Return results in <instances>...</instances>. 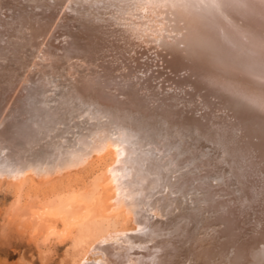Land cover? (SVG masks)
Listing matches in <instances>:
<instances>
[{
  "label": "bare ground",
  "instance_id": "1",
  "mask_svg": "<svg viewBox=\"0 0 264 264\" xmlns=\"http://www.w3.org/2000/svg\"><path fill=\"white\" fill-rule=\"evenodd\" d=\"M75 1L68 0V4L66 5V7L63 5L64 1L62 0H57L56 2L54 1L52 5L48 6L46 5L47 3H45V7L41 6L43 8V11H41V13H43L41 14L37 12L38 14H40L38 18L34 17L36 13L34 12V10V13L31 10L30 12L34 15L32 17L36 19L33 20L31 17L34 22H32L31 24L29 23L30 25H28L27 23V25L25 26L23 23L25 22L26 24L27 20L30 19H28L29 16L26 17L25 15L27 19L23 17L22 19L20 18V20H18V16V18L15 16V19H17V21H14V24L10 26L7 25L8 27H10V29L12 28L13 31L11 32V35L13 37H8L7 40L3 41V45L0 44V56L7 58L4 59L0 57V63L4 64L6 63V60L8 61V59H13V57L17 58L18 60V53L21 52L23 54L26 42L29 40V37L36 39L39 36L41 37V39L37 40L38 42L36 43V46L38 50H36V57L34 55L35 59H32V66L37 65L36 60H41L42 62H44L43 64L41 63V65H43L41 67L42 70L40 69L41 71L37 69V66H33L35 68L37 67L36 70L40 71V73H37V71H34L36 73H30L31 71H28L29 73L22 83L20 82L18 84L19 81L16 82L14 79L15 82L12 80L14 82L12 85L11 83L10 85L2 84L0 87V140L4 144V147H8V149L10 148V152L11 150H13L12 152L16 151L14 153L16 157L9 158L7 160L13 162V159H15V163L19 162V164H21L22 166H29H25L26 169L20 172L24 173L25 176L12 178L13 184L15 186V200L13 208L16 211L21 210L24 212L25 218H27L30 224L32 225V233L35 235H40L41 244L45 245L52 241H57L60 243L69 241V252L71 255L72 262L74 264H116V261H120L121 263V255L123 252L127 251V249H116V247H118V241L120 239L122 241H127V239L129 238L134 242L137 240L135 233H140V235H142L149 232H161V230H165L166 232V230L173 228V230L175 231L174 233L172 232L173 234L170 235H173V237H182L180 235V230L184 231V229H180L181 225L176 224L179 222L171 223L168 220L174 219H168V224H162V227L159 228L157 227V225L151 223L154 220V215L149 213V211L153 207L156 208L157 204L164 203L165 195L161 194V191L171 181L169 180L170 171L172 170V166H170L171 164H169L171 163L169 161L171 156L165 155L166 159L163 161V157L147 159L151 156V154L149 153L141 156V160H139L136 156L137 154L135 155V153H137L138 151L136 149L132 150V146L130 145V143L121 140L116 142H105V144L103 143V145L100 146H91L90 148L86 149L87 151L84 152L83 155L75 158L74 161L62 158V151L60 152V150L49 155V149L47 153L49 155V159H47L46 162L48 165H50V168L47 167L48 165L44 167L45 169H42L43 166L40 168L34 165L40 160H37L36 157L38 150L33 149L38 146L37 148L42 147L45 149L46 152V149L48 148L45 145L46 143L48 144V142L51 141H49L48 139V142H43L46 136L49 135L50 137L51 133L50 129H48L49 126H46L47 123H45V120L44 118H42V115L50 117V122L51 120H56L55 117L57 115L56 113L52 114L51 112H49V109L45 111L46 106L44 107V110L40 109L41 105H45L46 98V96L43 95L44 86L42 84H45V82L47 81L46 76L49 71L57 72L58 68L62 70L61 66L63 64L66 65V63L68 62H70L68 64L72 68L73 66H76L79 61H84L83 63L88 62L89 66H85V64L84 66L89 69V73L87 72V69H85L87 70V73L85 72L83 74L67 73L69 75L66 79H68V84L70 86L69 87L67 84V87L70 89L68 90L67 88L68 91H65L66 93H68V95L67 98H64L65 101L62 102L63 107H65L66 109L71 108V102H73L74 100L76 102V99H78L80 102L88 103L87 106H89V104H100L99 106H101V109L104 110L114 122L120 123L124 127H130L132 129L134 128L137 131H140L141 127L143 126L142 124L146 122L142 121L143 119H145V116H142L143 114L141 115L140 113V115H137V117L133 116L132 114H130L131 111H129L130 113H126L127 111H125V108L122 106L128 107V105L131 104L130 99L132 98V96L131 98H129L126 93H132V91H134L133 89L135 88H143L142 90L145 89L146 92L149 94L146 95L147 93H144L141 97L143 103L148 107L149 115H146L148 116L146 120L151 119L152 112L153 114L154 112H157L160 113L161 116H163L170 122L175 121L182 123L185 126L196 127L199 132L201 131L204 134H208L213 131L216 132L217 129L213 128V126L211 127V125L207 126L205 120L206 117L201 116V114V117L198 116L199 118H196L192 116H187L186 114H182L184 112L183 110H181L183 112H181L180 109L179 111H174V108V110H172V101L175 102L176 100H180L182 98L185 99L184 94L190 99L192 98V96L200 94L205 99L208 97H210V99L214 97L218 99L217 102L222 103L226 106L230 105L237 113L241 112V115L244 117V119L247 120L246 122L249 123V133L251 138L255 139V141H247L249 143H247L246 145L244 144L238 149L239 151L237 152H239L240 155L237 156L241 159L240 164H237L234 161L230 165L231 169L234 170V176L236 177L239 184L240 193L238 197H236L238 199L235 200L234 203L230 202L231 205H225L224 202H220L217 201V199H213L216 197L217 191L215 190L208 191V197L210 199H213L210 202V208L217 209L219 212L216 221L222 224L221 234L222 236H224L225 240L221 243L219 248L221 256L225 257L226 255H228V253L234 252L231 259L232 264H264V222H261L262 220H264V0H193L194 3L192 2V4H194L196 8H193V6L191 7L190 2L192 0L189 2L187 1L189 5H187V2L185 3V0H163L161 3H159V5L161 6L163 5V3L166 2V6L168 5L170 8L167 7L166 11L162 10V12L167 13V10L169 8V13H172V15H174V18L176 19L174 21H181L184 24L183 27L179 26V24H177L176 26H178L179 28H184V30H186L188 26L193 27L192 25H195V28H192L193 30H190L189 28V32L186 30V32H188V36L184 34L185 31L183 33V35H185L183 38V42L188 48V52L185 50L183 55V51L181 48H179V50L182 53H177V48L175 45L178 43H172V45L170 44V42L165 43L162 40L163 38H160L162 40V42H160L162 48L164 47L166 51L167 49L168 51L172 50V54H170L168 51V53L165 52L171 55L169 56L170 58L166 54H163L161 56L166 55L169 59L164 57L163 58L165 59L166 63L170 64L171 66H174V69L176 67L181 69H187V71H191L192 73L189 72L186 74L187 76L178 79L175 77L179 74L171 76L170 73L165 76L163 75V73H158V75H153L152 73H149L145 76L141 75L137 79L135 78L136 80H132L131 78H129V80H127L128 78L124 80L126 77L123 79L119 78L120 76L118 78H108V76L106 77L103 75L104 69L102 73H100V70L98 68L100 62L98 61L104 58L106 56V54L104 55L105 51H108L104 50L107 43L104 44L105 42L103 41V38L105 36L104 33H106L105 30L109 29V27L107 29H104L105 25L107 27V21H105L106 23L102 21L103 24L101 25H104L103 29H100V23L96 24V22H94L97 18L100 17H97L94 21L92 19L91 22L93 23L90 22L91 24L89 25V21L91 20V18L95 17V15L90 18L87 17L84 23L79 22L77 24H74L76 22H73V24H69V20L67 19L69 17L68 14L74 13L72 12L74 10H76V13L78 9L77 7L76 9H73L74 5L78 6L77 0ZM108 1L107 3H111ZM74 2L75 4H73ZM155 2L156 1H154L153 3ZM82 3L83 2H81L80 4ZM101 3L103 4L104 1ZM72 4L73 6L71 7ZM80 4L79 6H81ZM83 4L85 5V3ZM2 6L3 8H7L8 5H5V3L2 2ZM98 6L100 5H97L96 7ZM163 6L165 7V5ZM62 7H65L64 11H68H65V15H67V18L64 14H60V17H58L57 19V16L62 10ZM108 7H110V5H108ZM158 8L161 9V7ZM192 9H195V13L192 11ZM22 10L24 11V9ZM16 11L18 12V9ZM69 11L72 13H69ZM100 11L103 12L105 10L102 9ZM30 12L29 14H27L30 15ZM89 13L90 12L84 14H87V16L92 15V13ZM100 13L98 14L102 15ZM103 13L105 14V12ZM11 17L14 18V15H12ZM102 17L104 16L102 15ZM102 17L100 19H102ZM55 19L56 21L58 20V22L60 21L59 23H65L67 20L66 23L69 25L67 26V24L64 25L63 23H54ZM75 19L73 21H75ZM103 19H105V17ZM3 21L4 20L1 21V25H5ZM215 21L219 23L220 27L223 26L226 29L225 31L229 33V37L227 40L224 39L225 35L222 36L220 30L215 28L216 24L214 25L213 23ZM65 26L71 28V31L66 29ZM200 26L205 29L204 32L209 33L210 36L208 34V37L206 36V34L201 35L202 31L199 35L197 30L200 29ZM25 29H27L26 33L23 32V30L25 31ZM113 29V32H111V29H109V31L107 30L109 35L111 33L113 37V39L111 38L112 40H108L109 44L110 42H115L117 40V31L116 29ZM206 30H208V32H206ZM123 31L125 30L123 29ZM113 34L115 35L113 36ZM147 35V33L144 34V37H146ZM123 36L121 35V37ZM76 37H78L79 40L81 39V41H84L76 42V40H74V38ZM69 39H71L70 42ZM176 42H179L178 39ZM28 47H26L25 49H27ZM223 49L233 53V59L235 58L236 60L232 62V64H230V70L228 71V73H223L220 75L218 73H208V71H206L207 73H198L197 69L199 68L195 69V67L200 65L202 59L207 57H213V59H216L219 56L218 53L225 51ZM235 54H237V56H235ZM73 59L77 62L71 61ZM114 59H116V57ZM147 59L149 60V58ZM79 65L81 67L83 66V64L81 65V63H79ZM79 65L77 64V66ZM0 68H2L1 65ZM106 68H109V66H106ZM177 71H179V69H177ZM21 72L22 71H20V73ZM3 74L0 75V77L3 76ZM122 76L124 77V74ZM158 78H161V80L158 81L159 87H156V82L154 83V81ZM188 80H191V82H189ZM55 82L57 83V81ZM51 83L52 82L50 81L48 85H50ZM164 83H166V85H164ZM135 84H137V86ZM181 85H185V88L187 87V89H182ZM170 86H173L171 87L172 92L173 90L175 91L176 89H179L180 91L182 90L183 92L181 91V93L184 94H181L182 96L180 95L181 97L179 98L178 96H176L177 98L175 97V99V95L172 97L169 91ZM189 87L191 88L189 89ZM53 88V90H55V87ZM173 93H176V95H178V92ZM172 98H174L175 101L172 100ZM133 100L134 99H132V101ZM85 106L86 105H84V107ZM130 106H132V104ZM135 107L137 109L136 104ZM4 108L6 109L3 110ZM127 109L128 108H126V110ZM57 111L58 110H56L55 112ZM56 121L58 122L60 120L57 119ZM148 124H150V122ZM76 128H72V131L74 129L76 130ZM54 130L55 129H53V135ZM210 135L211 138H217L215 134ZM56 138L57 137H55V140ZM52 139H54V137H52ZM208 139H210V137ZM55 140L52 141L56 142ZM52 141L51 143H53ZM90 143L93 144L94 141L92 140ZM83 147L85 148V146ZM51 148L54 149V147ZM163 150L164 149H162V151ZM173 155H175V153ZM92 157L102 158L100 161L98 160V163H96V165H94V167L89 173L88 178H86L83 183L74 185H61L58 188L52 190L51 192H47L48 194L43 195L42 197H30L31 199H28L27 202L24 200V197L22 195V189L28 176L39 178L43 175L52 174L53 176V174H62L63 171H66L71 167H78L82 165L85 166V164H87V161L90 160ZM165 161H167V164L164 163ZM33 165L35 167H33ZM128 171L130 172L129 174H131V176L128 177L130 178V181H127V176L129 175ZM67 173L69 172L67 171ZM198 187H201L203 189H210V185L206 182L198 184ZM163 209L165 210V208ZM154 212H156V210H154ZM183 220L181 221L183 222ZM174 221H176V219ZM129 225H131L132 227H129ZM246 230L247 232H249L248 235L242 236L241 234ZM128 232L131 233V236L129 235L130 237H128L126 234ZM160 237L162 238L163 234H161ZM113 241H117V243H113ZM172 241L165 244L159 242L155 245L153 244L152 249L144 250L142 252L141 259L139 260V264H164L165 262H168L170 256H172L175 250L178 249L177 242ZM131 250L130 252L132 254ZM98 252L101 255L106 253L107 256L108 254H111L114 255V257L112 258L111 256H109L111 257V261L105 259L107 262L100 263L98 259L93 258L94 255ZM102 256L104 257L105 255ZM126 262L128 263L129 261L126 260Z\"/></svg>",
  "mask_w": 264,
  "mask_h": 264
},
{
  "label": "rangeland",
  "instance_id": "2",
  "mask_svg": "<svg viewBox=\"0 0 264 264\" xmlns=\"http://www.w3.org/2000/svg\"><path fill=\"white\" fill-rule=\"evenodd\" d=\"M54 1L56 2L57 0H0V17H1L0 18V34H1L0 35V44L3 45L4 44L3 41L7 40L8 37L9 38L13 37L11 35V32L13 30H12V28L10 29V27H8V26L14 24V21H17V19H15L17 16L19 17L18 20H20V18L22 19L23 17H25V15H26V17L29 16L28 19L30 18L29 19L30 21L27 20L26 24H25V22H23V23L25 26L27 25V23H28V25H30L32 22H34L33 20H35L36 18L39 17L40 14H38L37 12L41 13V11H43V8L41 6L45 7V5H44L45 3H47L46 4L47 6L52 5ZM62 1H64L63 5L66 7V5L68 4L67 3L68 0H62ZM73 1H75V0H73ZM103 1H104V3L102 4L101 2H103ZM107 1L108 0H100V1L99 0H97V1L96 0H82V1L77 0L78 4L77 3L76 4L78 6H76V5L73 6V4H75L76 1L71 5V7L72 6L74 7L73 9H76V7L78 8L77 12H76L77 14L75 13L76 10L72 11L73 10L72 9L70 11H72L74 13L69 11V13H72V14H68L69 17L67 18V15H65V13L68 11L65 10L66 11L65 12L64 11L65 7L64 8L62 7V10L64 12L61 10L60 11L61 13L59 12V14L57 16V19H58V17H60V14H64L65 17L69 20V24L70 23L73 24V22H76L74 24H77L79 22L84 23L86 21L87 17L90 18V17H93V15H95V17L91 18V20L89 21V25H90L91 23H93V22H91L92 19L94 21L97 17L101 18L103 15L105 17V19H103L104 17H102V19L97 18L94 22H96V24L100 23V25H101V24H103L102 21H104V22L107 21V23L105 22L107 24V27L105 25L104 29H107L109 27V29H111V32H113L112 31L113 28L116 29V31H117L116 39L118 41L116 40L115 42H117V43H115L114 41L110 42V44L108 43V40L110 41L113 39L112 34L110 33V35H111V37H110V35L108 33L109 29H107L108 31L105 30V32H106V33H104L105 36L103 35L104 36L103 41L105 42V43L104 42L103 43L108 44V45L106 44V47L104 48V50H108V51L107 52L105 51V53H104V55L106 54V56H105L106 58L104 57L98 61V62H100V65L98 67L100 70V73H102V71L104 69V71H105V74L103 71L104 76H106V77L108 76V78H111V77H113V78L117 77L118 78L120 76L119 78H123V79L126 77L124 80H126L127 78H128L127 80H129V78H131L132 80H136L137 78H139V76H141V75L145 76V75H148L149 73H152L153 75H158V73H163V75H165V76L170 74V73H171V76H173L175 74L176 75L179 74L178 76L175 77L178 79V78H183L184 76H187L186 74L189 72L192 73L191 71H187V69H181V68H177V67L174 69V66H171L170 64L166 63L164 58H168L169 56H171L170 54H172V52H171L172 50L168 51V49H167V51L170 53V54H167L168 52L166 51V49L164 47L162 48L160 42H162V40H163L165 43H168V42H170V44L178 43L175 45L177 48V53H182L179 50V48H181L183 51V53H182V55H183L185 50L188 52V48L185 45V43L183 42V38L185 36V35H183V33L185 31L184 34H186L188 36L189 28H190V30H193L195 28L194 27L195 25H192L193 27H190L187 25L188 28L187 27H185V28H187L186 30L188 32H186V30H184V28H181V27L179 28L178 26H176L177 24H179V26L183 27L184 24L181 21H179V22L174 21L176 19L174 18V15H172V13H169L168 10L170 7L168 5L166 6V4H167L166 2L163 3V5H165V7L163 5H161V6L159 5V3H161L163 0H109L108 2H111V3H107ZM154 1H156V2L153 3ZM164 1H166V0H164ZM187 1L189 2L191 0H185V3ZM2 2H4L5 5H8L7 8L5 7L6 9L3 8ZM81 2L85 3V5L83 3L80 4ZM188 2H187V5H189ZM192 2L194 3V1L192 0L190 2L191 7L193 6V8H196L194 6V4H192ZM106 3L108 5H110V7H108V5ZM156 3H158V4H156ZM79 4L82 7L79 6ZM83 5H84V7H83ZM97 5H100V6L96 7ZM80 7L84 8V9H81ZM158 7H161V9ZM163 7H164V9H163ZM167 7H169L167 10V13L162 12V10L166 11ZM40 8H42V9H40ZM17 9H18V12L16 11ZM20 9L21 10L24 9V11L23 10L21 11ZM102 9L105 10V11H103V12H105V14L102 11H100ZM12 10L14 13L12 12ZM31 10H32V12L34 10V12L36 13L35 16L33 15L34 12L33 13L30 12ZM194 10L195 9H192L193 12H194ZM86 11L92 13V15L87 16V14H84V13H87ZM19 12H20V16H19ZM29 12H30V15H28ZM97 12L98 13L101 12L100 14H102V15H99ZM168 13H169V16H168ZM5 14H6V17H5ZM78 14H80V15H78ZM10 15L11 16L14 15V18L11 17ZM165 15H167V16H165ZM32 16H34L36 18H34ZM170 16H172V17H170ZM31 17L33 20L31 19ZM74 19H75V21H73ZM2 20H4L3 22L5 23V25H1ZM44 20H46V19H44ZM55 21H56V19H55ZM55 21H54V23L60 22V21L58 22V20L56 22ZM64 22H65V20H64ZM66 22H67V20H66ZM66 22L65 23L61 22L59 24L63 23L65 25V24H67ZM213 23H214V25L216 24L215 28L220 30V32L222 33V36L225 35L224 39L227 40L229 37V33L227 31H225L226 29L223 26L220 27L219 23H217L216 21ZM69 24H67V26ZM67 26H65L66 29L71 31V28H69ZM103 26L101 25L100 29H103ZM171 26H173V27H171ZM174 26L178 30H176L174 28ZM201 26H200V29L197 30L199 35H200L201 31L203 33V34L201 33V35H205V34H206V36H207V34L209 35V33L204 32L205 29H203L202 28L203 26L202 27ZM115 29H113V30H115ZM123 29L125 31H123ZM26 30L27 29H25V31L23 30V32L26 33L27 32ZM206 32H208V30H206ZM139 33H141V34H139ZM146 33L148 34L146 36L147 38L144 37V34H146ZM115 34H113V36ZM137 34H139V35H137ZM226 34H228V35H226ZM121 35L122 36L124 35L125 37L124 36L121 37ZM107 36H109L110 39ZM160 38L161 39L163 38V39L161 40ZM176 38L178 39L179 42H176L177 41ZM40 39H41V37H39V36L36 39L29 37V40H28L29 42L28 41L26 42L25 48L28 46L30 48L29 47L27 49L24 48L23 54L21 52L18 53V56H19L18 60H17V58L13 57V59H10L11 61L13 60L11 62L8 59V61L6 60L7 64L4 63L5 66H4V64L0 63V65L2 66V68H0V75H2L4 73L3 76H1L2 78L0 77V87L2 84H4V85L9 84L10 85V83H11V85H12L15 81L16 82L19 81L18 84L20 82L22 83L30 71H31L30 73L37 71L36 70L37 67H38L37 68L38 70H40V69L42 70L41 67L43 65H41V63L43 64L44 62H42L41 60H36L37 65H33V66H37L36 68L32 66V61H33L32 59H35L36 53H37L36 50H38L36 43L38 42L37 40H40ZM179 39H181V40H179ZM74 40H76V42H83L84 41V40L81 41V39L79 40L78 37L74 38ZM70 41H71V39H69V42ZM116 44H119V45H116ZM179 45H180V47H179ZM142 47L145 49H143ZM163 49H165V50H163ZM223 50H225V49H223ZM31 52H32V54H31ZM165 52H167V53H165ZM163 54H166L168 57L166 55L161 56ZM218 54H219V56L216 59H213V57H209V58L207 57V58L202 59L200 62V65L195 67V69L199 68V69H197L198 73H207L206 71H208V73H214V74L218 73L219 75L223 74V73H228V71L230 70V64H232V62L236 61L235 58L233 59V56H232L233 53L225 50L224 52H221ZM34 55H35V57H34ZM235 56H237V54H235ZM0 57L7 59V58L2 57V56H0ZM115 57H116V59H114ZM147 58H149V60ZM103 59H104V61H103ZM128 60H130V61H128ZM71 61H75V60L73 59ZM24 62H25V64H24ZM75 62H77V61H75ZM83 62L84 61H79L77 64L79 65V63H81V65L83 64V66L82 67L80 65L77 66V64H76V66L72 67L73 70L70 67V65L68 64L70 62H68V63H66V65L63 64L61 66L62 70L60 68H58L57 72H50L49 71L47 76H46L47 81L45 82V84L44 83L42 84L44 86L43 95L46 96V98H45V105H41L40 109L44 110V107L46 106L45 111L49 109L48 111L51 112L52 114L56 113L57 115H56L55 119L56 120L58 119L60 121L57 122L56 120H54V121L51 120V122H50V117L42 115L43 116L42 118H44L45 123H47L46 126L50 127V128L48 127V129H50V133H51L50 137L51 136L54 137V139H52V137L50 138L48 135L45 137V140H43V142L44 143L48 142V139H49V141L50 140L54 141L55 137H57V138L55 140L56 142L52 141L53 143H51V141H50V142H48V144L46 143L45 146L48 148V149H46V152H45V149L42 147L37 148L38 146L35 149H33V150H36V149L38 150L36 157H37V160L41 161V162L40 161L36 162V164H34V165L38 166L40 168L43 166L42 169H45L44 167H46L48 165L46 161H47V159H49L48 158L49 155H51L52 153H55L56 151H59V150H60V152L62 151L61 152L62 158H66L68 160L74 161L75 158L83 155L84 152L87 151L86 149L90 148L91 146H100V145H103V143L105 144V142L108 143L111 141L116 142V141H121V140L122 141L124 140L127 143H130V145L132 146L131 147L132 150L136 149L138 151L137 153H135V155L137 154L136 156L138 157L139 160H141V156L149 154V153L151 154V156L148 157L147 159L156 158V157H163L162 158V161H163L166 159L165 155L171 156L170 160H169L171 162L169 164H171L170 166H172V170L170 171V176H169V180H171L170 181L171 183L169 182L161 191L162 192L161 194L165 195V197H164V203L165 204L164 203H161V204L159 203L160 205L157 204L156 208L153 207L149 211V213L154 215V220L151 223L154 225H157V227H159V228L162 227V224L163 225L165 223L168 224V221L171 223L179 222L176 224L181 225L180 229L181 228L184 229V231L180 230L181 231L180 235L182 237H176V236L173 237V235H170V234H173L175 231V230H173V228L166 230V232H165V230H161V232L157 231L156 233H150V232L146 233V234L141 233L143 236L140 235V233L139 234L135 233L137 240L134 242L129 238H128L129 240L127 239V241H122L121 239L118 241V247H116V249H118V250H122V249L126 250L127 249V251L123 252L121 255V263H120V261H116V260H114V261H116V264H122V263L125 264V263H127L126 260L129 261L128 262L129 264H139L140 263L139 260L141 259L142 252L144 250L152 249L153 244L155 245L159 242H162L165 244V243L171 242L173 239L172 242H174V241L177 242V248L178 249H176L175 252L173 253V255L170 256L169 261L165 262L164 264H223V263L224 264H229V263L232 264L231 259H232L234 252L228 253V255H226L225 257L221 256V254L219 252L220 245L225 240V238L221 234L222 224L216 221V218H217V215L219 212L217 209L210 208V202L213 199H217V201L224 202L225 205H229V204L231 205V203H234L235 200L238 199L236 197H238V195L240 193L239 184H238L236 177L234 176V170L231 169L230 165L234 161L237 164H240L241 159L238 157L240 155L239 152H237V151H239L238 149L240 147H242L244 144L246 145L247 143H249L250 140L255 141V139H252L250 136V133H249L250 132V126H249V123L246 122L247 120L244 119V117L241 115V112L237 113L230 105L226 106L222 103L217 102L218 99H216L214 97L211 99H210V97L205 99L200 94H196V95L192 96V98L190 99L184 93H181L182 90L181 91L179 89H176L175 91L173 90V92H178L177 93L178 95H176V93H173L172 89H171V87H173V86H170V88H169V91H170L172 97L175 95L174 98L176 96H178V98H179L184 94L185 99L182 98V99H180L181 101L180 100L175 101V99L177 97L175 99L172 98V100L175 101V102L172 101V105H171L172 110L175 109L174 111H176V110L179 111V109H180V111L181 110L184 111V112L181 111V112H183L182 114H184V115L186 114L187 116H192V117H196V118H199L201 116L206 117L205 120H206L207 126H210V125H211V127L213 126V128L217 129L216 132L213 131V132H210L208 134H204L201 131L199 132L196 127L185 126L182 123L175 122V121L170 122L167 119H165L163 116H161L160 113H157V112H154V114L152 112L151 113V119L146 120V118L148 117L146 115H149L148 114V107H147V105H145L143 103L141 97L143 96L144 93L146 94L147 92L145 89L142 90L143 88L142 89H136L135 88V89H133L134 91H132V93L131 92L126 93V95L129 98H131V96H132V98L130 99L132 106H130L131 104L128 105V107L122 106L125 108V111H127L126 113H130L129 111H131L130 114H132L133 116L137 117V115H140V114L141 115L143 114L142 116H145V119H143V120L141 119L142 121H144V122L146 121V122L144 124H142L143 126L141 125L143 128L141 127L140 131H137L134 128L132 129L130 127H124L122 124L114 122L112 120V118H110L107 115V113L101 109V106H99L100 104H96V105L95 104H89V106H87L88 103L80 102L78 99H76V102H75V100L73 102H71V104H72L71 108L66 109L65 107H63V103H62L65 101L64 98H67L68 93H66V92L70 89L67 87L68 79H66V78H68V75L70 73L83 74L87 70H88L87 72L89 73V69H87L85 67L88 65V62H86V63H83ZM13 63H14V65H13ZM39 63L41 66L39 65ZM15 64H17V65H15ZM84 64H85V66H84ZM141 65H143V66H141ZM106 66L107 67L109 66V68H106ZM76 67H77V69H76ZM43 69H45V68H43ZM85 69H87V70H85ZM177 69H179V71H177ZM78 70H80V71H78ZM14 71H16V72H14ZM20 71H22V72L20 73ZM40 71H37V73H40ZM16 73H19V74H16ZM34 73H36V72H34ZM67 73H69V74H67ZM123 74H124V77L122 76ZM134 75H136V76H134ZM181 75H183V76H181ZM20 76H21V78H20ZM58 76H59V78H58ZM14 79H15V81H14ZM192 79H193V77H192ZM159 80H161V78L155 79V81H154V83L156 82V87H159L158 86ZM50 81L52 83L50 85H48ZM55 81H57V83ZM188 81L191 82V80H188ZM52 84L55 86H53ZM47 85H48V87H47ZM135 85L137 86V84H135ZM164 85H166V83H164ZM51 86L55 87V90H53L54 88ZM68 86H69V84H68ZM67 88H68V90H67ZM181 88L187 89V87L185 88V85L184 86L181 85ZM190 88L191 87H189V89ZM45 91H47V92H45ZM62 91H63V93H62ZM134 92H135V94H134ZM52 93L55 95V97ZM146 95H149V94L147 93ZM60 96H61V98H60ZM51 97L53 98V100ZM132 99H134V100L132 101ZM186 102L189 104V106ZM134 103L136 104L137 109H136ZM84 105H86L87 107L86 106L84 107ZM93 105H95V106H93ZM139 107H140V109H139ZM184 107H186V108H184ZM84 108H86V109H84ZM126 108H128V109L126 110ZM5 109L6 108H4L3 110H5ZM133 109H135V110H133ZM141 109L144 110L145 112L142 111ZM56 110H58V111L55 112ZM40 112H42V111H40ZM71 113L73 114V116ZM82 113L84 114V116ZM77 114H79V115H77ZM200 114H201V116H200ZM79 116H80V118H79ZM153 116H155L156 118ZM63 120H64V122H63ZM207 120H208V122H210L212 124L208 123ZM139 122H140V120H139ZM149 122H150V124H148ZM145 124H147L149 126H147ZM162 124H164V125H162ZM56 125H58V126H56ZM152 125H154V126H152ZM160 126H161V128H160ZM72 128H76V130L74 129L75 133H74V130L72 131ZM53 129H55L54 135H53ZM59 129H60V131H59ZM187 130L188 131L190 130V131L188 132ZM210 134H215V136L217 138L216 139H214V137L211 138ZM165 136H167V137H165ZM158 137H160V138H158ZM209 137H210V139H208ZM80 139H81V141H80ZM172 139H176V140H172ZM92 140L94 141V143H93L94 145L90 143ZM219 140H221V141H219ZM175 141H176V143H175ZM247 141H249V142H247ZM58 145H60V146H58ZM79 145H80V147H79ZM55 146L58 148H56ZM83 146H85V148ZM51 147H54V149ZM77 147H78V149H77ZM9 149H8V147L7 148L4 147V144L0 140V264H74L72 262L71 255L69 252V241H65L62 243L57 242V241H52V242L47 243L45 245L41 244L40 235H37V234L35 235L32 233V225L30 224L28 219L25 218L24 212L21 210L16 211L13 208V204H14V200H15V194H14L15 193V189H14L15 186L13 184L12 178L25 176L24 173H20V172L24 171L26 169V167H29V166H26V165H25L26 167L22 166L21 164H19V162L15 163V161H14L15 159H13L14 163L7 160L9 158L16 157L14 154L16 151L12 152L13 150H11V152H10ZM162 149H164L165 151L163 150L164 151L163 152ZM48 150H49V153H48ZM231 150H233V151H231ZM176 152H178V153H176ZM5 153H7V154H5ZM8 153H9V155H8ZM174 153H175V155H173ZM93 158L94 157H92L90 160H88L87 164H85V166L82 165V166H78V167H71V168L67 169L66 171H63L62 174L61 173L53 174V176H52V174H50L51 177H50V175H43L39 178H36L33 176H28L29 179H28V177L26 179L29 181H27V180H26L27 182L25 181L23 189H22V195L24 197V200L27 202L28 199H31L30 197H33V198L36 196L42 197L43 195L48 194L49 192L58 188L61 185H67V184L68 185H74V184L83 183L84 180H86V178H88L91 169L94 167V165H96V163H98V160L99 161L101 160L102 157L101 158L95 157L94 159ZM164 163L167 164V161H165ZM16 164H17V166H16ZM37 164H39V165H37ZM44 164H46V165H44ZM34 165H33V167H35ZM47 167L50 168V165H48ZM79 167H80V169H79ZM52 169H53V167H52ZM128 170H129V168H128ZM209 170H210V172H209ZM67 171L69 173H67ZM129 173L130 172L128 171V174ZM60 174L63 176H61ZM130 176H131V174H129L127 176V181H130V178H128ZM176 181H177V184H176ZM179 181H180V184H179ZM202 182L208 183L210 185V189H203L201 187H198V184H200ZM227 182H228V184H227ZM211 190L217 191L216 197L213 199H210L208 197V191H211ZM172 201H174V202H172ZM163 208H165V210ZM153 209L156 210V212H154ZM158 212H159V214H158ZM178 216L182 219H180ZM168 219H174V220L176 219V221L168 220ZM183 219H186V220H183ZM181 220H183V222ZM180 221H181V223H180ZM261 222H264V220H262ZM129 227H132V226L129 225ZM162 232H164V233H162ZM186 232L189 233V237H188V233H186ZM248 233L249 232H247V230H246L241 235L245 236V235H248ZM126 234L128 237L131 236V233H129V232ZM161 234H163L162 238L160 237ZM198 234H200V235H198ZM167 236H168V238H167ZM170 238H171V240H170ZM113 243H117V241H113ZM142 243H143V245H142ZM124 244H125V246H124ZM128 244H130V245H128ZM127 245L130 247V250L132 248V250H131L132 254H131L129 247ZM122 247H124V248H122ZM125 253H126V255H125ZM205 253H207V254H205ZM102 255H105V256L103 257ZM102 255L98 252L94 255L93 258L98 259L100 261V263H102V262H107L106 260L111 261V257L112 258L114 257V255H111V254L110 255L108 254V256H107L106 253H104ZM109 256H111V257H109ZM136 258L138 259V261ZM122 261H124V262H122Z\"/></svg>",
  "mask_w": 264,
  "mask_h": 264
}]
</instances>
